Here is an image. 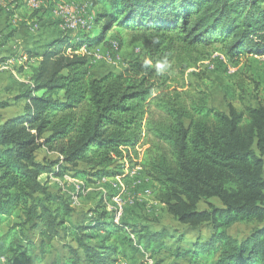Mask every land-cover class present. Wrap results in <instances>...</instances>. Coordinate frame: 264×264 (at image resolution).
I'll use <instances>...</instances> for the list:
<instances>
[{
    "label": "trees",
    "instance_id": "obj_1",
    "mask_svg": "<svg viewBox=\"0 0 264 264\" xmlns=\"http://www.w3.org/2000/svg\"><path fill=\"white\" fill-rule=\"evenodd\" d=\"M90 3L99 9L98 35L62 33L39 56L20 94L0 100V227L10 224L0 249L18 239L21 259L42 263L61 239L69 252L64 264H116L119 249L110 240L129 226L105 220L106 212L89 225L75 222L69 199L41 178L118 177V162L148 139L139 166L155 184L153 199L191 231L210 233L209 240L198 236L172 252L168 231L131 228L148 257L168 251L190 264H264V102H243L240 110L231 105L225 113L210 106L206 86L185 79L214 43L224 44L231 60L263 55L264 0ZM113 30L119 50L132 36L145 58L96 77L92 55L76 52L96 43L112 46ZM22 100L28 103L21 115H2L11 101ZM42 148L58 159L40 161ZM238 223L254 224L243 239L228 231ZM94 231L105 233L97 245L90 243Z\"/></svg>",
    "mask_w": 264,
    "mask_h": 264
},
{
    "label": "rangeland",
    "instance_id": "obj_2",
    "mask_svg": "<svg viewBox=\"0 0 264 264\" xmlns=\"http://www.w3.org/2000/svg\"><path fill=\"white\" fill-rule=\"evenodd\" d=\"M15 3H17V7L21 8L24 6L25 11L30 14H14L12 16L13 20H15V22L12 23L14 27L9 28L7 33H5L6 28H8L6 25L7 22L5 21L4 24L0 26V45L5 44L4 40L10 36V31L19 29L18 33H14L16 34L15 36H17L24 26L28 27L30 31L32 29L36 34L39 33L40 36L37 37H44L45 34L51 33L52 26H58L61 34H85L94 37L100 32L99 28L95 26V18L96 15H98L99 9L92 7L90 0H0L1 6H11L15 5ZM2 16H4V14L0 15V19ZM71 25L73 28L70 27ZM52 36L56 35H50V38ZM107 39H109L108 41H110L112 46L108 47L104 43H96L89 47L82 46L76 52L78 54L92 53L90 71L93 74L96 73L97 77H103L109 73L123 72L128 62L136 58H145L146 50L141 44L133 41L132 36L128 39V45L120 50L117 48L119 46V39H117L116 30L111 31ZM20 46L21 44L16 43L15 50H13L14 53L17 52L18 54L21 51ZM85 49L87 52H83ZM202 52L204 54L199 58V64L187 72L185 79L188 82H199L209 89L211 95L209 104L211 107L228 113L229 106L231 105L237 110H240L243 102L246 105L251 104L254 106H257L259 102H264V54L257 55L245 53L239 58L237 57L235 60H231L227 55L224 44L221 43H214L207 46ZM15 56V54L7 56L5 57L7 60L5 59L3 61V57L0 54V65L2 66L0 74L8 72L12 77L14 76L13 78L16 83L19 84V80H21L23 81L21 84H25L26 81L29 80L28 74L25 73V70H23V72L19 71L20 64L16 63L17 58H15ZM34 63L35 61L31 62V64ZM29 70L30 67L28 66V71ZM0 85H2V83ZM3 85L9 86L6 81ZM7 95V93L0 91V100L10 101L12 97ZM23 106V101L11 105L12 108L4 110L3 115L7 118L17 114ZM147 142L148 139L138 145L134 150H130L127 157L118 162L116 167L119 171V176L118 178L114 177L117 180L116 182L107 184L105 180L108 177H105V179H103L104 181L101 180L102 178L92 177L91 180H88L89 177H86L87 180L81 185L69 181V179L65 177L53 175H43L41 180L43 182H48L52 192L63 193L69 199L72 207L75 208L73 217L75 222L86 224V220L89 218L88 214L91 211H97L91 214L93 218H100V213L106 212L107 216L105 220L114 221V219H116L114 223H125L130 227L125 228L126 230L117 232L110 240L113 241L115 245L118 244L119 253L116 257V264H126L125 261L123 262L121 260L122 256L120 253L122 247H125L127 256L129 255L135 260L134 264H158L160 263L159 258L161 259L162 257H165L166 261L160 264H190L189 259L176 261L174 258H170L169 256L175 257L173 253L169 256H166V253H162L159 258H155V260L151 262L147 257L148 255L146 256V254L142 252L145 254L142 256L141 253L138 252L140 248L137 246L138 244L135 236L131 234L132 229L139 225H146L152 231H168L172 234V237H169L166 243L172 252L178 249H187L190 243L198 236H200L203 241L209 240L210 236L209 230L195 232L181 225L166 211L164 206L155 202L153 196L147 198L139 194L138 191L132 190L131 186H129L131 183L125 182L123 185L121 184L123 180L119 179V177L122 175V172L127 170V172L123 174L131 175V173H133L132 175H136L140 170L138 166L142 162L144 154L149 147ZM38 159L40 161L56 160L58 156L55 153L48 152L46 148H42L38 153ZM54 169L60 171L58 166ZM141 172L145 174L144 170ZM70 175L74 177V174ZM70 175L68 177H70ZM118 183H120V187L117 186ZM149 187L155 190V184L150 183ZM118 195L120 197L119 204L114 200ZM214 203L217 205L220 204L218 201H214ZM200 208L205 209L207 205L201 203ZM13 223L14 221L12 220L11 224ZM88 224L90 223H87V225ZM9 226L10 224L7 223L0 227V236L8 231ZM253 226L254 224L238 223L228 231L232 236L243 239L250 233ZM181 234L185 235L183 241H179ZM35 235V242L38 243V233ZM99 235L103 236V234H98L94 231L93 236L95 239L90 243L94 245L100 243ZM25 236H29V233L26 232ZM18 241V239L12 241L5 245L4 248L0 249V264H39L36 259L31 256H24V258L21 259L24 249L20 246L21 244L19 245ZM64 243V240L57 239L52 244L54 247L52 250L60 255V260L66 255L67 257L69 256V252L65 248ZM66 243H71L70 239H68ZM53 252L46 256L43 261L45 264H50L52 259H56V254H53ZM37 253L38 250H36V254ZM167 260L169 262H167Z\"/></svg>",
    "mask_w": 264,
    "mask_h": 264
},
{
    "label": "crops",
    "instance_id": "obj_3",
    "mask_svg": "<svg viewBox=\"0 0 264 264\" xmlns=\"http://www.w3.org/2000/svg\"><path fill=\"white\" fill-rule=\"evenodd\" d=\"M18 13H22V14H26V15L30 14L29 12L25 11L24 6L21 8L17 7V3H15V5H11V6H7V5L1 6L0 5V15L4 14V16H2L0 19V26L3 25L5 21L7 22L6 25L8 26V28H6V30H5V33L8 32L9 28L14 27L12 25V23L15 22V20H13L12 16L14 14H18ZM18 30L10 31V36L7 37L6 40H4L5 44L0 45V54L3 57V61L6 59L5 57L15 54L16 55L15 58H17L16 63L20 64L19 65L20 66L19 71L23 72V70H25V73L28 74V79L30 80V77L32 74V69L34 67H36L40 61L39 56L42 55L46 51L48 46L61 35V32H60V29L58 26H52L51 27V33L45 34L44 37H37V36H40L39 33H37L38 34L37 35L32 29L30 31V29L28 27L24 26L23 28H21L19 34H17V36H15L16 34H14V33H18ZM50 35H56V36H52L50 38ZM0 40H1V36H0ZM16 43L21 44V46H20L21 51L18 54L16 51H15L16 53H14V51H13V50H15ZM88 54L91 55L92 53L88 52ZM32 61H35V63L31 64ZM28 66L30 67L29 71H28ZM1 67L2 66L0 65V69H1ZM94 75L96 76V73H94ZM13 77L8 72H3L0 74V78H1L0 84L2 83V85H0V86H2V87H0V91L7 93L8 94L7 96L12 97V99L15 96H17L18 94H20V92L22 90V85H23V84H21V83H23V81L19 80L20 83L18 84V83H16V81ZM29 80L26 81V83H28ZM5 81L7 82V84H9V86L3 85V83ZM22 101L24 103V106L22 107V109L17 114H14V115L7 117V118H11V117H14L17 115H21L23 113L24 108H25L26 104L28 103V101L27 100H22ZM20 102L21 101H19L17 103H20ZM11 103H12L11 105L17 104L14 101H11ZM10 108H12V107L9 106L8 108L1 110L2 115H3L4 110H8ZM125 166H127V165H125ZM138 167L140 168L138 173L136 175H132V173H131V175L126 174L124 176V178H122L123 182L121 184L123 185L125 182H128L129 184L131 183V185H129V186H131L132 190L138 191L139 194H142L143 196H145L147 198L151 197V196H153L155 190H153V188L151 189L149 187V185H150V183L154 184V182L146 174L141 172L143 170V168H141L140 166H138ZM126 172H127V170H125L121 174L126 173ZM69 175L70 174H66L64 177L66 179H69V181H72L76 184L83 185L84 181L86 180L83 178L72 177L71 175H70V177H68ZM116 178H118V177H116ZM103 179H105V178H102L101 180L104 181ZM119 179H120V177H119ZM95 180H98V179H95ZM105 181L107 184H109L110 182H116L117 180L114 177H110V178L108 177V178H106ZM117 186L120 187L121 186L120 183H118ZM105 194H107V193H105ZM91 214H94V213L90 212L88 214L89 218L86 220L87 223H92V221H93V217L91 216ZM99 233L103 234V236L99 235L100 241H104L105 233L103 231H100ZM118 242H120V241H118ZM111 243H113V241H111ZM137 246L140 248V249H138V252L141 253L142 256L145 254H146V256L148 255L147 252L141 246H139V245H137ZM125 250H126L125 247L121 248V253H120V255L122 256V258L120 257L121 260L123 262L125 261L126 264H131V263L134 264L135 260H133L132 257H130L129 255L127 256V251H125ZM142 252L145 254H143ZM162 253H166V256H169L172 254L168 251H164ZM53 254H56V257H55L56 259L55 260L52 259L50 264H64L69 258V256L67 257V255H66L65 257H62V260H60V255L58 253L53 252ZM161 254L155 256L154 258H149L148 256L147 257H148V259H150L151 262H153L155 260V258H159L161 256ZM169 257L174 258L176 261L184 260V259H177L176 257H171V256H169ZM159 260H160L159 261L160 263H162V262L164 263V261H166V258L162 257L161 259L159 258ZM167 262H169V261L167 260ZM160 263H158V264H160ZM39 264H45V263L42 262Z\"/></svg>",
    "mask_w": 264,
    "mask_h": 264
},
{
    "label": "built area",
    "instance_id": "obj_4",
    "mask_svg": "<svg viewBox=\"0 0 264 264\" xmlns=\"http://www.w3.org/2000/svg\"><path fill=\"white\" fill-rule=\"evenodd\" d=\"M71 28H73V26L71 25L70 26ZM7 63H9V62H7ZM133 174V173H132ZM126 174H122L121 176H120V179L122 180V178H124V176H125ZM121 183V182H120ZM115 202H117L118 204L120 203V197H119V195L117 196V197H115ZM114 222H116V219H114ZM135 243H136V241H135Z\"/></svg>",
    "mask_w": 264,
    "mask_h": 264
},
{
    "label": "bare ground",
    "instance_id": "obj_5",
    "mask_svg": "<svg viewBox=\"0 0 264 264\" xmlns=\"http://www.w3.org/2000/svg\"><path fill=\"white\" fill-rule=\"evenodd\" d=\"M85 50H86V49H85ZM85 50H83V52H87V50H86V51H85ZM83 54H86V53H83ZM97 55H98V53H97ZM97 55H96V56H97ZM99 57H100V56H99Z\"/></svg>",
    "mask_w": 264,
    "mask_h": 264
}]
</instances>
